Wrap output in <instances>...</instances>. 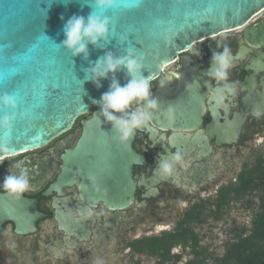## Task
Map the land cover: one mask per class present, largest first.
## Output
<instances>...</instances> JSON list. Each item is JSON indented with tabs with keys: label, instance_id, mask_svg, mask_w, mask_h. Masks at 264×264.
<instances>
[{
	"label": "flooded vegetation",
	"instance_id": "af4514ba",
	"mask_svg": "<svg viewBox=\"0 0 264 264\" xmlns=\"http://www.w3.org/2000/svg\"><path fill=\"white\" fill-rule=\"evenodd\" d=\"M221 38L225 39L217 40ZM224 44L231 47L235 64L228 82L239 81L240 86L233 83L235 95L217 107L215 92L220 85L211 77L208 84L204 81L213 67V51L222 50ZM193 45L199 56L189 51ZM192 46L151 79L152 97L159 104L152 113L164 110L162 105L181 102L185 87L199 82L201 121L186 128L152 121V126L134 132L131 145L143 161L132 167L135 191L130 205L117 210L102 202L92 204L82 197L77 181L54 188L65 164L63 154L75 146L82 132L80 121L91 113L78 117L48 144L17 154L30 177V191L22 199L30 202L27 215L33 217L34 227L20 231L15 220L1 223L0 264H145L152 257L154 264H186L194 259L215 264L226 243L221 242L222 255L216 253L214 232L224 226L229 212H235L230 227L238 229L232 238L252 226L264 204V8L245 25ZM135 109L132 105L128 112ZM176 150L182 152L184 163L162 176L160 161L170 159ZM14 163L5 160L0 165V184ZM13 171L19 174L20 169ZM93 205L96 211L87 218ZM178 231L193 236L186 245L172 246L168 257L163 247L157 256L136 249L146 237L161 239ZM209 234L212 239L206 243ZM184 247L190 257L180 262Z\"/></svg>",
	"mask_w": 264,
	"mask_h": 264
},
{
	"label": "water",
	"instance_id": "95a60500",
	"mask_svg": "<svg viewBox=\"0 0 264 264\" xmlns=\"http://www.w3.org/2000/svg\"><path fill=\"white\" fill-rule=\"evenodd\" d=\"M263 8L264 0H115L103 13L109 18L107 38L87 44L85 58L84 53L73 56L63 45L64 25L74 15L87 17L95 10L94 0H0V96L15 99L14 108L0 105V116L15 117L6 138L17 154L34 150L91 113L80 121L75 146L63 154L65 164L54 188L77 181L82 197L92 204L117 210L130 205L132 167L143 159L132 148L134 133L122 143L100 109L112 79L123 86L129 77L121 68L97 87L91 68L109 53L120 57L131 49L143 56V75L151 80L193 43L241 27ZM198 84L185 87L181 102L160 106L164 110L152 113L153 121L183 128L199 123L203 92ZM29 205L26 199L0 195V225L15 220L18 230H32Z\"/></svg>",
	"mask_w": 264,
	"mask_h": 264
},
{
	"label": "clouds",
	"instance_id": "9594fccd",
	"mask_svg": "<svg viewBox=\"0 0 264 264\" xmlns=\"http://www.w3.org/2000/svg\"><path fill=\"white\" fill-rule=\"evenodd\" d=\"M114 4L115 0H94L95 10L90 11L87 17L74 15L67 20L64 25L65 38L62 43L73 56L84 53L86 58L87 44L97 45L102 39L107 38L109 18L103 13L106 9L112 8ZM189 51L195 56L200 55L195 45ZM142 60L143 56H137L134 50L129 49L126 55L120 57H114L109 53L104 58L98 59L95 66L91 68V80L97 87L101 86L100 80L106 79L109 73L114 74L121 68L126 69L129 77L128 82L121 86L119 81L113 78L109 90L102 94L100 104L102 116L119 133V139L122 143H127L136 130L152 126V112L159 110L158 100L152 97V81L143 75L145 65ZM212 65L213 67L207 75L213 78L217 85H220L215 92L214 103L217 107H221L226 104L228 98L235 95L236 88L232 84L234 83L236 87L240 86L239 81L228 82L230 72L235 67L232 50L228 44H224L220 51H213ZM209 98H211V94H209ZM0 105L4 108H14L15 99L11 95H2L0 96ZM132 105H136V109L128 112ZM2 110L0 108V111ZM172 111L171 108L168 109L169 119H171ZM254 115L259 118L260 110H254ZM14 119L13 115L0 116V133L5 134L0 135V165H3L5 160L15 161L10 166L9 174L0 184V190L13 200L19 201L25 193L30 191L31 184L23 161L18 159L14 145L6 138L11 133ZM173 135L176 133L173 132ZM183 163L182 152L176 150L170 159L160 161L159 172L162 176H168L171 174L174 165H182ZM15 167L20 169L19 174L13 171ZM95 211V206H90L85 213L86 217H91Z\"/></svg>",
	"mask_w": 264,
	"mask_h": 264
},
{
	"label": "trees",
	"instance_id": "16d2710c",
	"mask_svg": "<svg viewBox=\"0 0 264 264\" xmlns=\"http://www.w3.org/2000/svg\"><path fill=\"white\" fill-rule=\"evenodd\" d=\"M193 234L188 231H178L166 238H144L142 247L136 248L139 252L157 256L159 248L165 250L164 257L170 256V248L180 242L187 244ZM198 255V252H196ZM217 264H264V204L255 217L250 228H243L234 234L232 240L225 245L223 256L216 260ZM186 264H206L205 260H190Z\"/></svg>",
	"mask_w": 264,
	"mask_h": 264
},
{
	"label": "rangeland",
	"instance_id": "374dc122",
	"mask_svg": "<svg viewBox=\"0 0 264 264\" xmlns=\"http://www.w3.org/2000/svg\"><path fill=\"white\" fill-rule=\"evenodd\" d=\"M233 215H235L234 210L230 211L229 214L227 215V218L225 219L224 226L217 227V229H215V232H214L216 235L215 240H214V244L217 245L215 247V249H216L215 252L219 253L220 255H222L223 250H224L223 243L221 244V242L223 241V242L227 243L228 241L232 240L231 235L233 234V231L238 230L234 227H230V219L233 217ZM243 220H248V218L243 217ZM247 225H249V224H247ZM211 239H212L211 235L209 234V235H207L206 239H204V241L206 243H209V241L211 242ZM182 249H183V255H182V259H180V262H185V260L189 259L190 254L188 253V247H184ZM210 249H212V248H210ZM178 250L180 251L179 247H178ZM155 259H156L155 257H152V259H145L144 261H145V264H154ZM208 264H212V261L209 260ZM215 264H217V263L215 262Z\"/></svg>",
	"mask_w": 264,
	"mask_h": 264
}]
</instances>
